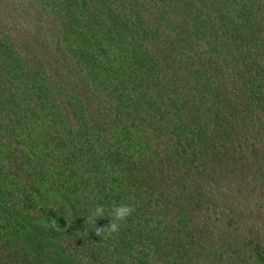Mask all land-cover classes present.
Returning <instances> with one entry per match:
<instances>
[{
    "label": "trees",
    "instance_id": "trees-1",
    "mask_svg": "<svg viewBox=\"0 0 264 264\" xmlns=\"http://www.w3.org/2000/svg\"><path fill=\"white\" fill-rule=\"evenodd\" d=\"M22 3L20 37L0 28V264L218 263L201 138L264 147V0Z\"/></svg>",
    "mask_w": 264,
    "mask_h": 264
},
{
    "label": "rangeland",
    "instance_id": "rangeland-1",
    "mask_svg": "<svg viewBox=\"0 0 264 264\" xmlns=\"http://www.w3.org/2000/svg\"><path fill=\"white\" fill-rule=\"evenodd\" d=\"M16 2L14 7L18 9L23 3ZM7 5L10 0H0V28L19 38L24 31L17 29L22 23V11H10ZM230 98L233 100V94ZM204 128L208 132L201 139L206 138L208 155L216 162L212 165L215 169L211 173L206 169L207 175L200 178L205 189L212 185L214 190L211 201H204L197 208L193 225L203 230L204 234H200L208 233L209 241L205 243L213 245L212 250L220 246L225 250L216 264H264V259L253 255L259 239L264 245V147L257 142L258 136L245 141L239 131L228 135L227 130L215 131L217 126L205 122ZM234 247L236 258L231 254Z\"/></svg>",
    "mask_w": 264,
    "mask_h": 264
},
{
    "label": "clouds",
    "instance_id": "clouds-1",
    "mask_svg": "<svg viewBox=\"0 0 264 264\" xmlns=\"http://www.w3.org/2000/svg\"><path fill=\"white\" fill-rule=\"evenodd\" d=\"M133 211V206L126 203L114 205L111 214L107 215L111 217L110 223L107 226L96 228L97 234H99V232L105 227H107L110 232H118L121 227L120 222L129 217ZM103 216H105V209L103 205L96 206L91 212V218L95 220Z\"/></svg>",
    "mask_w": 264,
    "mask_h": 264
}]
</instances>
